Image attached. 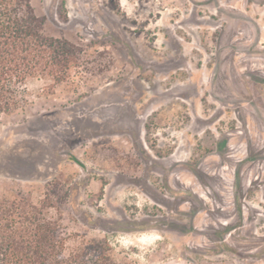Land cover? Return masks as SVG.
Segmentation results:
<instances>
[{"label":"rangeland","instance_id":"1","mask_svg":"<svg viewBox=\"0 0 264 264\" xmlns=\"http://www.w3.org/2000/svg\"><path fill=\"white\" fill-rule=\"evenodd\" d=\"M31 2L82 82L20 87L0 197L138 264H264V0Z\"/></svg>","mask_w":264,"mask_h":264},{"label":"trees","instance_id":"2","mask_svg":"<svg viewBox=\"0 0 264 264\" xmlns=\"http://www.w3.org/2000/svg\"><path fill=\"white\" fill-rule=\"evenodd\" d=\"M84 59L80 46L44 33L31 0H0V118L26 108L20 87L29 80H43L50 93L60 85L77 87L81 72L73 70ZM49 211L46 201L20 193L0 197V264H138L107 239L68 232Z\"/></svg>","mask_w":264,"mask_h":264}]
</instances>
